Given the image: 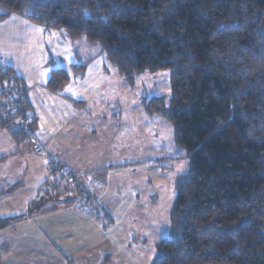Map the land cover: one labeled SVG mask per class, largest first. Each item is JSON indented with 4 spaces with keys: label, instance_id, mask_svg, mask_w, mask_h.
Returning <instances> with one entry per match:
<instances>
[{
    "label": "trees",
    "instance_id": "1",
    "mask_svg": "<svg viewBox=\"0 0 264 264\" xmlns=\"http://www.w3.org/2000/svg\"><path fill=\"white\" fill-rule=\"evenodd\" d=\"M0 7L3 17L98 44L129 85L169 71L170 97L145 96L141 104L173 126L191 165L176 182L172 236L151 264H264V0H0ZM68 82L64 69H53L46 87L59 94ZM0 99V130L16 144L31 139L29 89L2 64ZM60 167L89 206L91 194ZM43 186L28 216L72 205L74 196L62 203L60 192L48 196ZM22 217L0 220V230Z\"/></svg>",
    "mask_w": 264,
    "mask_h": 264
},
{
    "label": "rangeland",
    "instance_id": "2",
    "mask_svg": "<svg viewBox=\"0 0 264 264\" xmlns=\"http://www.w3.org/2000/svg\"><path fill=\"white\" fill-rule=\"evenodd\" d=\"M2 13L4 10L0 7V64L13 68L26 82L37 122L32 137L41 144L42 138L51 140L53 137V148L58 147L60 141L64 148L67 140L62 135L68 132L66 129L82 125L81 122L68 124L65 116L70 115L69 108L54 104L51 95L43 96L46 92L38 89L43 68L65 69L72 88L81 86L85 91L89 84L94 88L93 97L98 88L101 94H95L98 96L95 98L112 97L117 110L123 112V116L113 115L123 127L114 129L116 134L112 136V131L98 126L94 135L96 146L92 147L103 149L104 145L113 146L120 140L116 149L121 148L118 153L123 163L122 167L109 170L107 182L95 172L73 171L83 184L88 180L98 189L107 186L105 198L92 200L87 209L73 208L74 212H67L72 215L70 219L55 216L35 222L42 227L37 233L29 235L21 228H16V233L9 231L8 235H14L15 240L29 244L25 248L16 247L12 258L6 262L0 260V264H151L161 240L172 236L170 213L176 198V182L191 165L185 151L175 143L173 126L158 116L145 114L141 104L145 96L170 97L169 71L146 72L136 77L133 86L119 85L110 75L95 71L96 64L105 63L112 69L111 74L117 73L98 44H88L85 39L72 40L63 30L45 29L25 17L14 14L3 17ZM81 66L85 68L83 73L79 72ZM77 96L84 100L89 98L88 94L78 93ZM8 140L0 138V157H5L0 165V188L19 186L0 200V216H17L24 212L45 182L48 184L43 186L42 192H47L48 196L60 192L59 201L63 203L69 193L58 177L66 170L54 163L50 175L52 155L37 154L31 139L16 146ZM86 155L83 153L80 162L90 167L92 164L85 163ZM133 160L139 164H131ZM91 190L95 194L94 189ZM50 207L54 215L57 210L66 208L59 203ZM2 250H6V245L0 239V252Z\"/></svg>",
    "mask_w": 264,
    "mask_h": 264
},
{
    "label": "crops",
    "instance_id": "3",
    "mask_svg": "<svg viewBox=\"0 0 264 264\" xmlns=\"http://www.w3.org/2000/svg\"><path fill=\"white\" fill-rule=\"evenodd\" d=\"M89 47L96 48L94 45H89ZM96 50L98 51L99 49H96ZM88 61H90V59L87 60L85 63H88ZM73 67H75V65H73ZM94 68H95V71H97L99 74H102L105 76L110 75V78L112 79L113 82L119 85L126 84V81L116 72H112L111 74L112 69H109V66L106 65L105 63H103L102 65L96 64ZM51 71L52 70H50V67L48 66L41 70V72H44V75L41 76V80L40 82H38V89L42 90V92H46V93H42L43 96L45 94H47L48 96L51 95L53 98L54 104L56 103V104L62 105V107L64 106V108H67V107L69 108V110L71 111L70 115L69 116L64 115L65 117H68V124H71L74 122H81L82 125L79 128L72 127V128L66 129L68 132L62 135L63 138L67 140L66 146L64 145V148H63L62 141H60L58 147L53 148V145H54L53 137H51V140L49 139L45 140L42 138L41 140L42 144L39 142L37 143V141L39 140H36L33 137L31 138V140L30 139L29 140L31 141L34 148L35 146H39L44 152L43 154H47L49 157L50 155H52V157L54 158L51 159V162L59 164L63 166L64 168L70 170L71 172L73 171L95 172L97 176L102 177L107 182L108 177L110 176L108 174L109 170H111L114 167H118L119 165L122 167V163H123L121 162L122 155L121 153H118L120 152L121 148L119 149V151L116 149L120 140L117 141L116 145H113V146L107 144V145H104L103 149H99V147L92 149V147L96 146L94 143V140H95L94 135H95L96 129L100 125L102 126L103 130L112 131V134H111L112 136L116 134L114 129L122 128L123 125L120 123V121H117V118L114 119L113 115L122 114L123 116V112L120 110H117L118 106H116V102H114V99H112V97L95 98V97H98V96H95V94H98V95L101 94V91H99L98 88L95 89L96 93L94 94V97L91 96L94 93L93 91L94 88H92V86L89 84L86 85L85 91H83L81 86L77 88H74V87L72 88V85H71L72 83L70 84L68 83L69 85H67V87H65L66 89L62 90L61 93L58 94V93L51 92L46 87V83L50 78ZM78 93L80 95L88 94L89 98H86V100H84L83 98H80L79 96H77ZM29 100L32 106H34L32 103V100L30 98ZM75 102H81L83 104L81 106H77ZM33 111H35V107H33ZM52 115L54 116L53 113H51V116ZM0 138L2 139L9 138L10 141L8 140V142H11V144L13 142L14 146H16V142L13 141L12 137L8 134L7 131L0 130ZM34 141L37 144H35ZM50 145L52 146L50 147ZM68 145H69V148H67ZM83 153H87L85 163L87 166L92 164L90 167L82 166L80 159ZM2 158L3 157H0L1 159L0 165L3 163ZM116 160H118L119 162H115ZM79 162L81 163V165L79 164ZM131 164L137 165L139 164V162H137V160H133ZM79 179L80 178L77 179L78 184L87 193L91 194L92 200L97 202L98 200L105 198V195L108 190L106 188L107 186L104 185L98 189L97 187L87 182L88 180L84 181L85 183L83 184ZM91 189H94L95 194L91 192L92 191ZM14 190L15 189L12 190V187H8V186L4 188H0V200L7 197V195L12 194ZM33 200L34 199H32L31 201ZM31 201L27 203L26 210L18 214L17 216H7V217L0 216V220L23 216L21 220H18L17 222H13L6 228L0 230V239L6 245V250L5 251L2 250L0 252V260L3 262L9 261L12 258L16 247L23 246L25 248L26 245L29 244L28 241L15 240L14 235L13 236L8 235L9 231L16 233V228H21L22 232L27 233V234L32 233V232L37 233L42 230V227L40 225H37L35 222L41 219H44V218H50V217L53 218L55 216H59L61 220L62 219L67 220V219H70L72 216L70 215L71 213H67V212H74L73 208L66 207L65 209L57 210L56 211L57 213L54 215V212H52L53 208L50 207L52 206V204L51 205L48 204L39 213H35L34 215L28 217L29 215L28 207ZM5 233H7V235H5ZM48 242L52 244L51 240H48Z\"/></svg>",
    "mask_w": 264,
    "mask_h": 264
},
{
    "label": "built area",
    "instance_id": "4",
    "mask_svg": "<svg viewBox=\"0 0 264 264\" xmlns=\"http://www.w3.org/2000/svg\"><path fill=\"white\" fill-rule=\"evenodd\" d=\"M36 147H37L36 153L39 155L43 154L42 149L38 146H36ZM60 178L62 179V184L67 187L69 195H72L75 197L72 205H70L69 208L82 207V208L86 209L87 206H85L84 199L81 196L77 195V193L73 189L72 178H70L67 173H64L63 176H61Z\"/></svg>",
    "mask_w": 264,
    "mask_h": 264
}]
</instances>
